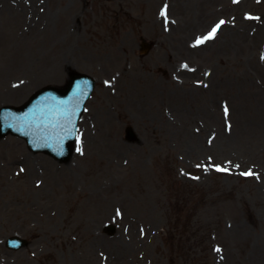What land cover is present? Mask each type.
<instances>
[{
  "label": "rangeland",
  "instance_id": "1",
  "mask_svg": "<svg viewBox=\"0 0 264 264\" xmlns=\"http://www.w3.org/2000/svg\"><path fill=\"white\" fill-rule=\"evenodd\" d=\"M71 70L70 160L0 137V263L264 264V0H0V107Z\"/></svg>",
  "mask_w": 264,
  "mask_h": 264
},
{
  "label": "water",
  "instance_id": "2",
  "mask_svg": "<svg viewBox=\"0 0 264 264\" xmlns=\"http://www.w3.org/2000/svg\"><path fill=\"white\" fill-rule=\"evenodd\" d=\"M94 80L73 72L68 87L46 88L23 107L4 106L0 109V136L9 132L24 136L34 150H45L61 160L68 159L76 137L78 119L90 96ZM45 96H49L45 98ZM46 107H50L46 109ZM128 138H136L128 128ZM25 240L12 237L11 247H21Z\"/></svg>",
  "mask_w": 264,
  "mask_h": 264
},
{
  "label": "snow or ice",
  "instance_id": "3",
  "mask_svg": "<svg viewBox=\"0 0 264 264\" xmlns=\"http://www.w3.org/2000/svg\"><path fill=\"white\" fill-rule=\"evenodd\" d=\"M166 8L167 6H165V10H162V13L161 15L165 16V18H167V12H166ZM225 22L224 21H220L215 27H213L212 31L209 32L205 37H201V38H198L197 39V44H202L204 43L206 40H209V39H213L216 35V32L217 30L219 29V27L224 24ZM183 67H187V65H184ZM225 115L227 116L228 114V108L227 106H225ZM23 170V169H22ZM217 170L218 171H226L227 169H224V168H220L219 166H217ZM242 175H253V173L251 171L247 172V173H242ZM117 214L119 215V211L117 212ZM217 251H220V249H216Z\"/></svg>",
  "mask_w": 264,
  "mask_h": 264
},
{
  "label": "bare ground",
  "instance_id": "4",
  "mask_svg": "<svg viewBox=\"0 0 264 264\" xmlns=\"http://www.w3.org/2000/svg\"><path fill=\"white\" fill-rule=\"evenodd\" d=\"M26 99V98H25ZM24 99H22L21 101H23ZM76 147H77V145H76Z\"/></svg>",
  "mask_w": 264,
  "mask_h": 264
}]
</instances>
